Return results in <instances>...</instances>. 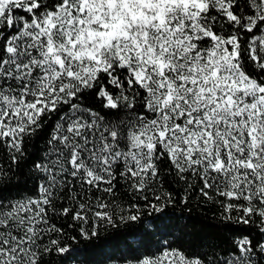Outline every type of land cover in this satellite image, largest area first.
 Returning a JSON list of instances; mask_svg holds the SVG:
<instances>
[{
  "label": "snow or ice",
  "instance_id": "6c2138e0",
  "mask_svg": "<svg viewBox=\"0 0 264 264\" xmlns=\"http://www.w3.org/2000/svg\"><path fill=\"white\" fill-rule=\"evenodd\" d=\"M0 264H264V0H0Z\"/></svg>",
  "mask_w": 264,
  "mask_h": 264
},
{
  "label": "trees",
  "instance_id": "16d2710c",
  "mask_svg": "<svg viewBox=\"0 0 264 264\" xmlns=\"http://www.w3.org/2000/svg\"><path fill=\"white\" fill-rule=\"evenodd\" d=\"M30 183L31 182L29 181V185ZM189 208L191 209V216L193 218L191 221L192 235L184 239V241L182 242L184 247L194 246L195 244L200 242L201 237L204 235H215L216 234L215 229H212V228L202 229L200 227V220H199V217L202 215L207 214L208 216H211L214 209H212L210 206H207V205L199 206V205H196L195 203L189 205ZM177 211L179 212V209ZM185 213L187 214V210H185Z\"/></svg>",
  "mask_w": 264,
  "mask_h": 264
}]
</instances>
